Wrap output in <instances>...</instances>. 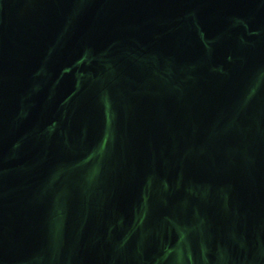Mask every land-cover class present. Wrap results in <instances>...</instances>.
<instances>
[{
    "label": "water",
    "instance_id": "water-1",
    "mask_svg": "<svg viewBox=\"0 0 264 264\" xmlns=\"http://www.w3.org/2000/svg\"><path fill=\"white\" fill-rule=\"evenodd\" d=\"M0 264H264V0H0Z\"/></svg>",
    "mask_w": 264,
    "mask_h": 264
}]
</instances>
